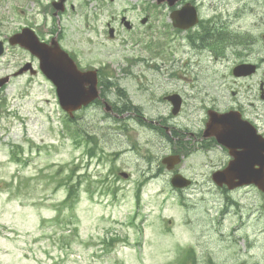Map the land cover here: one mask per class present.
I'll return each instance as SVG.
<instances>
[{"label": "rangeland", "instance_id": "374dc122", "mask_svg": "<svg viewBox=\"0 0 264 264\" xmlns=\"http://www.w3.org/2000/svg\"><path fill=\"white\" fill-rule=\"evenodd\" d=\"M51 1L0 0V40L23 24L42 34L58 24L82 65H108L114 85L127 98L108 87L107 99L125 107L120 117L96 104L69 117L41 74L11 76L0 88V264H179L187 247L193 248L190 264H264V194L244 187L231 194L235 204L225 205L210 175L226 158L219 147L201 149L200 138L208 108L240 106L264 133V0H187L197 5L199 24L186 31L174 28L169 17L183 2L170 8L155 0H67V9L54 20L47 7ZM123 15L131 29L120 22ZM144 16L147 22L141 23ZM202 25L213 34L211 42L208 35L200 37L207 36L218 52L214 27L233 38L246 33L252 46L232 48L228 41L225 56L216 59L220 53L210 46L196 50L187 42V33L201 31ZM6 50L0 77L30 59L25 51ZM240 61L258 64L255 74L235 77L232 68ZM171 93L182 98L177 115L163 100ZM130 107L146 122L162 120L167 129H182V138L190 140L182 143V154L189 153L182 174L193 181L182 190L187 206L177 203L165 171L143 185L136 205V182L157 171L175 140L169 143L136 122ZM87 135L97 146L92 158L86 154ZM81 140L86 144L77 145ZM13 146L20 147L21 161L13 160ZM120 171L129 177H120ZM69 174L80 180L77 200L60 218L70 214L73 224L54 221V204L66 194L58 182ZM103 237L122 241L112 248Z\"/></svg>", "mask_w": 264, "mask_h": 264}, {"label": "water", "instance_id": "95a60500", "mask_svg": "<svg viewBox=\"0 0 264 264\" xmlns=\"http://www.w3.org/2000/svg\"><path fill=\"white\" fill-rule=\"evenodd\" d=\"M166 1L172 6L178 0H157V3ZM64 0L54 3L56 10H63ZM173 25L178 28H188L196 22V16L190 7L174 10L171 12ZM110 34H112L110 30ZM11 44H17L30 49L34 54L40 57L41 67L45 74L54 82L57 87V94L61 106L72 115L73 111L80 109L83 105H87L98 97L97 78L95 71H80L76 64L68 55L60 49L56 40L52 41L50 46H42L38 42L34 32L30 29H23L20 33H16L9 38ZM3 51L2 41H0V54ZM252 68L239 66L234 69L236 75H246L252 72ZM23 69L19 70V73ZM8 80V77L0 79V86ZM174 100L176 106L178 99L176 96L170 97ZM110 107H106L109 109ZM176 112V109H174ZM217 118L210 114L207 122L206 134H211L218 125ZM259 187L264 190V179L257 182Z\"/></svg>", "mask_w": 264, "mask_h": 264}, {"label": "flooded vegetation", "instance_id": "af4514ba", "mask_svg": "<svg viewBox=\"0 0 264 264\" xmlns=\"http://www.w3.org/2000/svg\"><path fill=\"white\" fill-rule=\"evenodd\" d=\"M246 34V33H245ZM55 34H53L52 35V32L50 31V32H48V33H46V34H39V37H40V40H42V41H44V42H50V40L52 39V37L54 36ZM57 36V39H58V41L60 42V44L62 45V47H64V48H66L62 43H63V36H61L60 34H57L56 35ZM8 48H15V49H17V50H20V51H25V52H27L26 50H24V49H22V48H20V47H18V46H13V47H8ZM8 50V49H7ZM6 50V51H7ZM66 50L69 52V54H70V56H72L73 58H74V60L76 59V61H77V64L79 65V66H83L82 64H81V62L79 61V58H78V55L75 53V52H73V51H71V50H69V49H67L66 48ZM5 51V52H6ZM28 53V52H27ZM28 56H29V60H30V62L31 63H36L37 61H36V59L34 58V57H32V56H30L29 55V53H28ZM24 63V62H23ZM22 65V64H21ZM20 65V66H21ZM88 66H90V65H88ZM148 67H153V66H151V65H147ZM141 78H144L143 76H141ZM213 144H216V145H214V147H219V149H220V151H221V155L223 156V157H225L226 159H228V161H229V159H230V157H229V153H228V151H227V149L226 148H224L223 146H218L217 144V142H215V141H213V140H209V141H206V143H205V145H213ZM181 152H182V150H180Z\"/></svg>", "mask_w": 264, "mask_h": 264}, {"label": "trees", "instance_id": "16d2710c", "mask_svg": "<svg viewBox=\"0 0 264 264\" xmlns=\"http://www.w3.org/2000/svg\"><path fill=\"white\" fill-rule=\"evenodd\" d=\"M119 95H121V93H122V95L124 96V98H127V94L126 93H124V92H122V90L121 89H119V88H117V91H116ZM121 95V96H122ZM75 194V190L73 189V188H71L70 189V191H69V196H68V198H70L72 195H74ZM72 199V198H71ZM70 202H71V200H70Z\"/></svg>", "mask_w": 264, "mask_h": 264}, {"label": "bare ground", "instance_id": "6f19581e", "mask_svg": "<svg viewBox=\"0 0 264 264\" xmlns=\"http://www.w3.org/2000/svg\"><path fill=\"white\" fill-rule=\"evenodd\" d=\"M201 38H203V39H207V36H206V37L203 36V37H201ZM218 89H219V88H218ZM217 91H218V90H217Z\"/></svg>", "mask_w": 264, "mask_h": 264}]
</instances>
